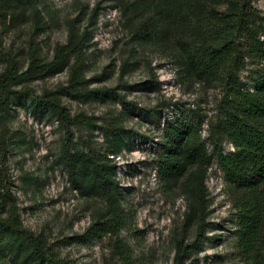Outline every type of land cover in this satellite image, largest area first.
<instances>
[{
	"label": "trees",
	"instance_id": "1",
	"mask_svg": "<svg viewBox=\"0 0 264 264\" xmlns=\"http://www.w3.org/2000/svg\"><path fill=\"white\" fill-rule=\"evenodd\" d=\"M108 1L118 9L128 31L129 59L123 60L121 68L139 63L145 47L158 50L182 82L220 91L214 117L205 121L196 108L169 115L167 101L145 106L128 99L133 91L158 93L159 80L149 71L137 83L124 80L123 70L115 86L89 87L90 80L79 73L93 23L81 27L75 19L68 23L66 41L55 45L52 59L44 62L35 48L21 74L23 78L56 74L73 60L70 83L64 87L67 93L80 101L115 102L121 106L119 113L98 125L83 113L71 115L57 91L13 90L19 75L11 66L0 75L1 109L7 110L13 98L22 95L34 116L56 117L65 134L58 156L69 184L83 197L105 201L103 216L92 225L99 235L113 230V221L123 216L116 157L130 147V140L146 137L125 124L136 116L156 133L149 141L156 138L152 148L158 177L167 185L184 178L185 220L194 223L195 237L191 244L184 243L182 235L174 237L171 264H186L206 239L210 202L204 178L213 164L221 170L233 198L238 253L245 264H264V15L251 0ZM40 4L41 0H0V20L13 25L33 18L39 25L43 22ZM80 123L87 134L77 145L72 126ZM96 129L101 133L99 147L89 138ZM227 142L231 149H225ZM9 216L0 218V264H62L44 254L16 211Z\"/></svg>",
	"mask_w": 264,
	"mask_h": 264
},
{
	"label": "rangeland",
	"instance_id": "2",
	"mask_svg": "<svg viewBox=\"0 0 264 264\" xmlns=\"http://www.w3.org/2000/svg\"><path fill=\"white\" fill-rule=\"evenodd\" d=\"M251 4L264 15V0H251ZM40 8L43 22L39 25L33 18L13 25L0 20V75L8 66L15 68L19 76L13 90L57 91L71 115L83 113L98 125L119 113L121 106L115 102L80 101L67 93L64 87L70 83L73 60L56 74L26 79L21 74L35 48L44 62L52 59L55 45L66 41L68 23L75 19L81 27L93 23V37L79 73L90 80L89 87L115 86L123 70L124 80L137 83L149 71L159 80L158 93L133 91L128 99L145 106L159 99L167 101L169 115L196 108L205 121L214 117L220 91L182 82L174 65L158 50L145 47L139 63L121 68L123 60L129 59L130 44L127 27L112 1L41 0ZM125 124L146 137L130 140V147L116 157L124 212L120 221H113V230L99 235L92 225L103 216L105 201L83 197L69 184L58 156L65 134L56 117L34 116L22 95H16L7 110L0 107V218L9 219L16 211L44 254L62 264H171L174 237L182 235L187 244L195 237L194 223L185 220L184 178L165 184L154 169L156 138L149 141L156 136L154 128L139 123L136 116ZM72 130L81 145L86 126L76 124ZM89 138L99 147L100 129ZM225 149H231L228 142ZM204 185L210 202L206 239L185 263L245 264L236 248L233 198L216 164L207 170ZM2 198L8 199L4 202Z\"/></svg>",
	"mask_w": 264,
	"mask_h": 264
}]
</instances>
